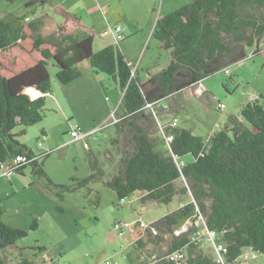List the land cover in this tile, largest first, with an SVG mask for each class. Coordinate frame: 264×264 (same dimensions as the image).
Returning <instances> with one entry per match:
<instances>
[{"label":"trees","instance_id":"16d2710c","mask_svg":"<svg viewBox=\"0 0 264 264\" xmlns=\"http://www.w3.org/2000/svg\"><path fill=\"white\" fill-rule=\"evenodd\" d=\"M47 2L28 0L27 6L33 7L28 12L10 19L0 17V162L27 154L34 160L18 167L16 174L33 165L36 173L46 176L39 159L47 153H34L17 136L44 119L45 95L52 82L50 63L59 67L58 80L68 84L82 75L78 64L89 60L95 71L120 83L123 115L115 125L119 135L130 134L122 166L105 184L123 201L138 191L146 192L144 201L166 204L176 196H189L180 207L136 231L134 242L139 247L145 246L146 235L171 236L167 252L151 255L141 264H216L215 254L202 247L204 240L193 239L203 228L217 231L227 247V264L237 261L244 248L264 254V93L243 104L239 114L230 115L224 127L207 137L170 125L164 129L165 135L173 136L166 149L160 148L166 145L165 138L153 136L155 106H166L163 99L245 59L250 47H255L254 54L261 52L264 0H193L159 17L154 34L172 59L146 81L141 80L120 41L95 51L96 30L66 7L54 9L62 20L57 29L44 33L36 9ZM80 30L90 33L80 35ZM149 107L152 111H147ZM17 126H23L19 133L14 132ZM188 154L192 160L183 158ZM92 178L74 185L49 181L64 198ZM3 213L0 199V264H35L25 247L19 248L15 262L4 254L27 230L7 224ZM36 226L34 221L32 227ZM176 251L184 253L182 260L170 257Z\"/></svg>","mask_w":264,"mask_h":264},{"label":"rangeland","instance_id":"374dc122","mask_svg":"<svg viewBox=\"0 0 264 264\" xmlns=\"http://www.w3.org/2000/svg\"><path fill=\"white\" fill-rule=\"evenodd\" d=\"M27 1L0 0V17L10 19L28 12L33 7L27 6ZM191 1L48 0L42 7L37 5L36 15L43 19L44 33L54 31L61 22L62 17L54 11L59 6L82 16L84 22L97 31V38L107 37L105 31L115 24L121 21L124 24L123 18L138 27L146 26L144 32L126 34L123 40L129 45L127 58L134 69L138 68L141 80L146 81L149 75L166 67L172 59L170 51L153 35L157 19ZM151 30L152 38L148 36ZM79 33L84 35L82 30ZM261 46H264V40ZM93 47L97 51L104 46L98 39ZM254 49L248 48L245 59L229 65V73L226 68L214 72L202 80V85L196 84L163 99L162 104L166 106H155L158 114L154 116L157 125L153 136L158 140L163 136L166 140V145L162 144L160 148L167 149L169 139L164 129L175 118L177 126L207 137L224 127L230 115L239 114L243 104L260 98L264 93V53L252 55ZM78 67L82 72L81 82L84 80L86 84L95 85L93 91L76 100L73 106L72 87L76 81L61 83L56 76L59 67L51 62V91L45 95L44 119L27 126L26 132L17 136L34 153H47L39 159L46 176H40L33 165H28L23 173L14 174L11 179L0 177L3 220L13 227L27 230V235L18 240L16 246L8 247L4 254L10 262H15L19 248L25 247V253L35 264H106V261L109 264H141L149 261L151 255L167 252L171 236L162 234L163 239H159L146 235L145 246L139 247L137 241L133 243V238L138 235L133 233L134 228L141 220L150 224L175 210L189 196H176L166 204L144 201L142 197L146 192L138 191L123 201L105 184V180L121 168L130 134L122 132L119 135L116 125L111 124L90 135L87 138L89 147H86L83 140H71L70 128L79 125L82 130L89 131L110 121L115 113L121 119L123 90L114 77L95 71L89 60L82 61ZM221 103L225 104L224 109H220ZM151 109L149 107L147 111ZM22 128L17 126L14 132L19 133ZM43 131L48 134V140L40 147L38 143ZM183 158L192 160L189 154ZM90 176L93 178L88 183L77 186L64 198L57 194V189L49 181L74 185ZM119 220L133 224V229L128 227L124 236L119 235L121 229L116 225ZM34 221H37L35 228L32 227ZM38 246L45 249L40 250ZM202 247L215 254L211 244L203 241ZM233 264H264V254L244 248Z\"/></svg>","mask_w":264,"mask_h":264},{"label":"built area","instance_id":"2783aa9c","mask_svg":"<svg viewBox=\"0 0 264 264\" xmlns=\"http://www.w3.org/2000/svg\"><path fill=\"white\" fill-rule=\"evenodd\" d=\"M105 33L107 35H111L114 37L116 43L121 41L124 37L123 35V27L122 24L117 23L115 24V26H112L109 29H107L105 31ZM264 47V46H263ZM252 55H254L253 51L251 52ZM226 71L229 73L228 68L226 67ZM197 84H201L202 85V81H200ZM225 108V104L221 103L220 104V109H224ZM120 118L117 117L116 113L113 115L112 119L104 124L95 126L93 129L89 130V131H84L82 130L80 127H74L71 130V136H72V141L75 140H80L83 139L85 140V146H89V142H88V137L90 135H94L97 131L102 130L104 127H107L111 124H116L117 122H119ZM172 127L177 126V118H175L172 121L171 124ZM166 136V135H165ZM167 140L168 142L173 138L172 135L168 134L167 136ZM46 135L43 133L40 142L38 143V145L40 147H42L44 145V141H45ZM34 160L33 157L30 158L29 155L27 154H18L16 155L14 158L10 159V160H6V161H1L0 162V177H7V178H12L14 174H16V169L18 167H20L22 164L30 162L31 160ZM116 225L117 227H119L121 230L119 231V235L120 236H124L126 233V229L128 227H133V224H129L128 222H123L121 220L116 221ZM204 222V221H203ZM197 225H201L200 221H197ZM147 227H149V223L141 220L140 224L138 223V228L140 229H146ZM186 227H184L183 230H185ZM154 233H157V230L155 228L152 229ZM193 239L196 240H204L205 242L209 243L212 245L214 251H215V261L216 264H227L226 261V252H227V247L226 245L219 240L218 238V233L215 230H211L208 228H203V230H199V232L196 233L195 236H193ZM172 259H183L184 258V253L181 251H176L175 253H173L170 256ZM109 261H106V264H109Z\"/></svg>","mask_w":264,"mask_h":264},{"label":"crops","instance_id":"0c3cea01","mask_svg":"<svg viewBox=\"0 0 264 264\" xmlns=\"http://www.w3.org/2000/svg\"><path fill=\"white\" fill-rule=\"evenodd\" d=\"M77 14V13H76ZM82 17V16H81ZM83 18V17H82ZM123 21H124V24L122 23V21L121 22H119L120 24H122L123 26V35H125V36H127L128 34H131V33H136V32H138V31H140V32H144L145 31V29H146V26H142V27H138L134 22L132 23L129 19H127V20H125V18H123ZM91 27H93V26H91ZM126 27V28H125ZM94 28V27H93ZM126 32V33H125ZM128 32V33H127ZM90 33V31H84V35H88ZM96 33H97V31H96ZM127 34V35H126ZM148 35V32H147V34L146 35H144L143 36V38H145L146 36ZM151 35V38H152V30H151V32L149 33V35L148 36H150ZM153 35H154V32H153ZM125 36L123 37V39L120 41V45H121V47H122V50H123V52L125 53V55L126 56H129V54H128V52H129V45L127 46V42H125L124 43V38H125ZM98 39H100V42L103 44V46H107V45H110V44H115L116 43V41H115V39H114V37L113 36H111V35H108L107 37H105V36H102V37H100V38H97V36H96V34H95V36H94V42L95 41H97ZM260 47H261V52H263L264 53V47H262L261 45H260ZM255 55V54H254ZM137 70H138V68H137ZM140 76V75H139ZM149 78V77H148ZM78 79H80V80H74V81H76V82H74V83H76V84H74L75 86H73L72 87V90L74 91V96H72L73 98H75V101H73L72 103V105L74 106V105H76V100H81V98L82 97H84L88 92H92L93 91V89H94V86L95 85H93V84H86V82L83 80V82H81L82 80H81V78H78ZM145 81V80H144ZM73 82V81H72ZM96 87V86H95ZM264 92V91H263ZM48 93H50V92H48ZM48 93H46V96H48L47 94ZM58 100V99H57ZM84 100H86V98H84ZM83 100V101H84ZM59 102V101H58ZM60 104H63V102H60ZM123 113V112H122ZM121 113V114H122ZM74 127H80L79 125H74L73 127H71L70 128V132H71V130L74 128ZM81 128V127H80ZM82 129V128H81ZM44 132V131H43ZM45 133H46V131H45ZM71 134V133H70ZM47 133H46V138H45V141L46 140H48V137H47ZM71 140H72V136H71ZM81 140H83V139H80L79 141H81ZM44 141V142H45ZM83 142L85 143V140H83ZM87 147H89V146H87ZM132 229H133V227H132ZM139 228L137 227V228H134V230H133V233L134 232H136L137 230H138ZM134 240H135V238H133V243H134ZM137 259H138V254H137Z\"/></svg>","mask_w":264,"mask_h":264},{"label":"water","instance_id":"95a60500","mask_svg":"<svg viewBox=\"0 0 264 264\" xmlns=\"http://www.w3.org/2000/svg\"><path fill=\"white\" fill-rule=\"evenodd\" d=\"M40 94H42V92H40ZM40 94H39V95H40ZM34 97H36V96H34Z\"/></svg>","mask_w":264,"mask_h":264}]
</instances>
